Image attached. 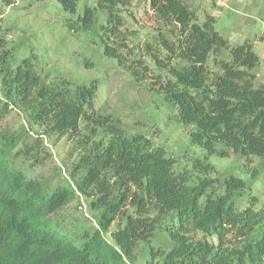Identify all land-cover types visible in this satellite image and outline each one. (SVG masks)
I'll return each instance as SVG.
<instances>
[{"label": "trees", "instance_id": "1", "mask_svg": "<svg viewBox=\"0 0 264 264\" xmlns=\"http://www.w3.org/2000/svg\"><path fill=\"white\" fill-rule=\"evenodd\" d=\"M57 1L66 12L76 14L79 0ZM132 1L97 0L96 9L85 10L81 28L89 30L97 10H106L107 35L118 33L123 22L115 10ZM149 1L159 20L177 31L176 40L159 35L164 58L160 50L146 46L160 72L150 91L176 106L177 121L191 128L192 145L206 153L191 170L204 178L191 185L189 175L176 171L177 163L165 149L154 148L143 135L128 136L111 116L98 114L97 81L47 85L28 59L12 69V53L6 51L0 56L5 96L27 110L45 134L78 135L85 124L91 135L84 145L98 129L109 141L94 143L82 159L80 180L51 194L40 182L11 168L10 154L0 148V264H139L143 246L160 227L173 243L171 250L161 253L162 264H264V211L255 210L257 199L238 211L233 197L246 183L231 176L218 193L217 179L207 176L214 170L209 160L215 155L245 157L247 166L254 157L264 159V85L255 89L253 74L260 58L252 44L232 47L216 31L214 17L207 14L200 23L182 0ZM121 46L105 43V55L116 59L137 83L148 80L150 67L139 59L127 64L123 55L127 47ZM224 51H229L231 62L218 59ZM174 60L185 66H173ZM8 110L6 103L0 125ZM79 195L92 198L91 209L101 211L98 228L81 245L54 226ZM117 220L123 226L111 232ZM192 231L201 233V239L196 240ZM158 252L151 247L150 260L144 264H153Z\"/></svg>", "mask_w": 264, "mask_h": 264}, {"label": "rangeland", "instance_id": "2", "mask_svg": "<svg viewBox=\"0 0 264 264\" xmlns=\"http://www.w3.org/2000/svg\"><path fill=\"white\" fill-rule=\"evenodd\" d=\"M182 1L200 23L205 22L207 14L214 17L216 31L232 47L245 43L253 45L260 58L258 67L253 71L256 77L254 88L264 85V16L258 14L259 9L253 12V20L244 22L239 18L247 3L219 0L223 3L217 6V0ZM233 1L238 12L230 7ZM87 8L96 9L97 0H79L76 14L66 12L57 0H0V56L6 51L12 53V69H17L24 60H30L34 71L47 85L64 80L75 85H89L97 81L95 108L98 114L111 116L128 136L143 135L154 148L165 149L167 157L176 161V171L187 173L191 185H196L199 178L205 175L195 173L191 166L195 160H203L206 153L192 145L191 128L177 121V107L165 100L162 94L150 91V83L160 72L147 54L146 46L160 50L164 58L166 54L159 35L176 40L177 31L159 20L149 0H133L128 6L117 8L115 13L123 26L114 35H107L105 30L109 19L106 10H97L95 25L83 30L80 20ZM108 42L117 48L121 45L127 47L123 49L127 64L138 59L146 63L151 73L148 80L137 83L122 71L116 59L106 56L105 43ZM218 59L231 62L229 51H224ZM209 65H214L212 58ZM173 66L181 68L185 63L174 60ZM5 93L0 78V110L6 103L9 105L8 114L0 125V148L10 154V167L23 172L28 180L40 182L47 194L58 187L74 185L84 174L82 159L94 143L107 144L109 141L105 133L98 129L88 145L82 142L91 135L90 128L85 124H82L78 135L45 134L33 123L30 113L12 98H6ZM218 148L221 149L222 145ZM209 164L214 170L207 176L217 179L216 186H220L218 193L223 192L222 186L231 176L246 183L245 189L233 197L238 211L250 206L252 198L257 199L255 210L264 211V159L254 157L251 165L247 166L245 157L230 154V157L221 158L215 155L210 158ZM91 201L92 198L79 195L61 212L54 225L60 234L73 237L78 245L83 244L99 225L101 211L92 210ZM169 220L166 223H170ZM122 226V220H117L111 232ZM192 235L196 240L202 237L195 231ZM172 246L166 230L160 227L151 243L143 246L138 263L150 260L151 247L161 254L171 250ZM162 262L161 254L153 264Z\"/></svg>", "mask_w": 264, "mask_h": 264}, {"label": "crops", "instance_id": "3", "mask_svg": "<svg viewBox=\"0 0 264 264\" xmlns=\"http://www.w3.org/2000/svg\"><path fill=\"white\" fill-rule=\"evenodd\" d=\"M245 1H247V2H244V0H237V2L240 4L247 3V5H246L247 8L245 9L244 12H241L243 14L239 18L240 21L245 22V20H248V19L253 20V18H252V15H254L253 12L257 9H259L258 14L264 16V2H260V0H245ZM233 3H234V1L232 2V5H230V7L234 8L237 11V9L234 7L235 5Z\"/></svg>", "mask_w": 264, "mask_h": 264}, {"label": "built area", "instance_id": "4", "mask_svg": "<svg viewBox=\"0 0 264 264\" xmlns=\"http://www.w3.org/2000/svg\"><path fill=\"white\" fill-rule=\"evenodd\" d=\"M216 5H217V6H221V5H222V2L219 1V0H217Z\"/></svg>", "mask_w": 264, "mask_h": 264}]
</instances>
